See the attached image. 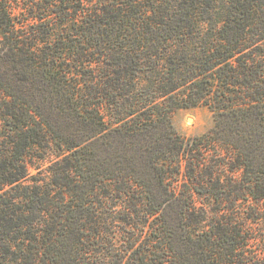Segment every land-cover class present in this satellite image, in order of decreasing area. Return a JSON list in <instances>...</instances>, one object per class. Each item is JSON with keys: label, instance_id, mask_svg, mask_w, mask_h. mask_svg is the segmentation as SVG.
Returning a JSON list of instances; mask_svg holds the SVG:
<instances>
[{"label": "trees", "instance_id": "16d2710c", "mask_svg": "<svg viewBox=\"0 0 264 264\" xmlns=\"http://www.w3.org/2000/svg\"><path fill=\"white\" fill-rule=\"evenodd\" d=\"M42 1L0 0V264H264V0Z\"/></svg>", "mask_w": 264, "mask_h": 264}, {"label": "rangeland", "instance_id": "374dc122", "mask_svg": "<svg viewBox=\"0 0 264 264\" xmlns=\"http://www.w3.org/2000/svg\"><path fill=\"white\" fill-rule=\"evenodd\" d=\"M43 1H45V4L49 6V9L51 8L53 10H57L58 8H60L64 2V0ZM76 5H78L77 2L71 5V7H77ZM50 13H52V11H50ZM55 21L58 22L57 16H55ZM143 79L144 78H142L141 81H144ZM167 99L170 100L169 98ZM172 120L180 133L186 136H191L203 133L213 126V112L207 105L204 104H199L197 106L191 107H180L172 113ZM50 159L49 157H46L42 160H39L38 164L42 165V168H47ZM32 171L33 173L37 172L34 168L32 169Z\"/></svg>", "mask_w": 264, "mask_h": 264}]
</instances>
